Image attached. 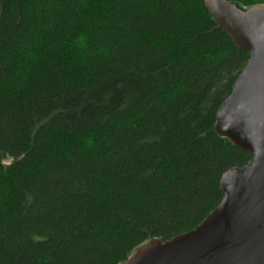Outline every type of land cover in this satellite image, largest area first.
<instances>
[{
  "label": "trees",
  "instance_id": "16d2710c",
  "mask_svg": "<svg viewBox=\"0 0 264 264\" xmlns=\"http://www.w3.org/2000/svg\"><path fill=\"white\" fill-rule=\"evenodd\" d=\"M248 60L202 0H0V264H119L196 228L251 161L215 133Z\"/></svg>",
  "mask_w": 264,
  "mask_h": 264
},
{
  "label": "water",
  "instance_id": "95a60500",
  "mask_svg": "<svg viewBox=\"0 0 264 264\" xmlns=\"http://www.w3.org/2000/svg\"><path fill=\"white\" fill-rule=\"evenodd\" d=\"M202 1L216 29L249 53L217 109L215 133L251 161L222 175V198L196 228L165 242L149 239L119 264H264V5Z\"/></svg>",
  "mask_w": 264,
  "mask_h": 264
}]
</instances>
